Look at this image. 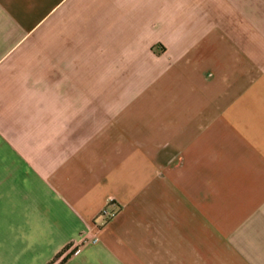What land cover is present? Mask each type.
I'll list each match as a JSON object with an SVG mask.
<instances>
[{
  "label": "crops",
  "instance_id": "1",
  "mask_svg": "<svg viewBox=\"0 0 264 264\" xmlns=\"http://www.w3.org/2000/svg\"><path fill=\"white\" fill-rule=\"evenodd\" d=\"M91 236L63 264H264V0H0V264Z\"/></svg>",
  "mask_w": 264,
  "mask_h": 264
},
{
  "label": "built area",
  "instance_id": "2",
  "mask_svg": "<svg viewBox=\"0 0 264 264\" xmlns=\"http://www.w3.org/2000/svg\"><path fill=\"white\" fill-rule=\"evenodd\" d=\"M116 211H110L107 208H104L101 212H100V217L102 218L103 223L108 222L109 220H111L112 218H114V216L116 215ZM98 241L97 237L95 236H91L83 241H80L77 245L76 248H74L73 250H80L82 249L84 246L89 245V244H95Z\"/></svg>",
  "mask_w": 264,
  "mask_h": 264
},
{
  "label": "trees",
  "instance_id": "3",
  "mask_svg": "<svg viewBox=\"0 0 264 264\" xmlns=\"http://www.w3.org/2000/svg\"><path fill=\"white\" fill-rule=\"evenodd\" d=\"M67 250V249H66ZM66 250H64L63 252H61L55 260H58L61 258L60 262L58 264H63L68 258L69 256L74 252V250H71L69 253L65 254ZM65 254V255H64Z\"/></svg>",
  "mask_w": 264,
  "mask_h": 264
}]
</instances>
